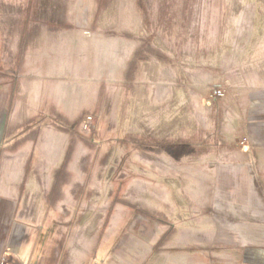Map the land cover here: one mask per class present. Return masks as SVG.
Listing matches in <instances>:
<instances>
[{"label":"rangeland","instance_id":"obj_1","mask_svg":"<svg viewBox=\"0 0 264 264\" xmlns=\"http://www.w3.org/2000/svg\"><path fill=\"white\" fill-rule=\"evenodd\" d=\"M0 264H264V0H0Z\"/></svg>","mask_w":264,"mask_h":264}]
</instances>
